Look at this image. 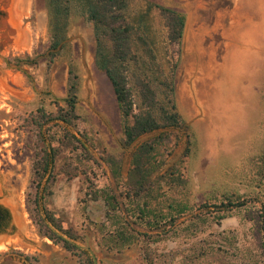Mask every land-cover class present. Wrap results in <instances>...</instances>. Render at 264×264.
<instances>
[{"label":"rangeland","instance_id":"rangeland-1","mask_svg":"<svg viewBox=\"0 0 264 264\" xmlns=\"http://www.w3.org/2000/svg\"><path fill=\"white\" fill-rule=\"evenodd\" d=\"M147 2L186 18L178 45L169 42L157 9L146 21L168 77L178 63L174 100L189 129L164 127L125 147L113 87L95 65L92 23L72 20L67 45L51 63L44 0H0V204L10 210L14 227L0 235V257L7 256L3 264H22L9 254L31 264L78 263L77 255L40 233L34 212L46 176L37 189L40 131L32 116L41 109L57 111L55 100L66 95L71 66L79 75L81 116L73 127L87 150L74 152L67 140L52 144L58 150L54 177L41 196L46 216L48 211L63 229L72 230L98 264H264V0H135L130 19L144 13ZM28 57L34 63L12 61ZM156 92L170 109L165 89ZM55 123L62 127L50 122L42 128L45 142L50 143L49 134L61 138L63 128L73 134ZM161 135L169 137L161 150L164 162L146 191L135 200L118 198L126 208L121 214L96 200L99 190H124L117 189L107 159L119 162L126 182L138 147ZM238 200L246 205L217 212V206ZM143 205L151 210L144 221L138 219ZM122 215L146 236L121 251L108 249L116 245L102 240L99 229L113 232Z\"/></svg>","mask_w":264,"mask_h":264},{"label":"trees","instance_id":"trees-1","mask_svg":"<svg viewBox=\"0 0 264 264\" xmlns=\"http://www.w3.org/2000/svg\"><path fill=\"white\" fill-rule=\"evenodd\" d=\"M132 1L135 0H44L48 14L49 48L47 56L51 63L55 61L56 57L61 54L67 45L68 32L72 20L83 18L92 23L95 39V65L106 74L113 87L124 121L123 145L125 147L133 145L141 136L164 127L189 129V126L178 113L174 100V75L178 63L176 62L173 65L172 74L168 77L161 67L153 44L147 35L149 26L146 21L151 10L157 9L165 20L169 42L178 45L183 37L186 22L185 15L180 11L147 2L145 12L140 13L137 18L130 19L128 11ZM12 61L16 65L22 63V61L34 63V60L30 57L25 60L16 58ZM132 87L139 97L138 108ZM157 87L165 89L170 109L158 100ZM78 95L79 75L74 66H71L66 95L61 99L55 100L56 106H58L57 111L48 114L41 109L32 116L33 124L40 131V150L34 164L37 189L49 171L51 158L53 157V161L56 159L58 150L52 146L54 142L58 141L60 144H65L64 140H67L70 141L74 152H78L81 148L87 150L81 140L63 128L64 134L61 138H56L55 134H49L52 146L51 156L41 133L42 128L50 122H54L52 126L62 127L55 123L62 121L65 124L76 127V122L81 117L78 113ZM167 139H169L168 136L161 135L154 140L142 143L138 147L133 156L132 167L126 182L123 181L119 162L112 157L108 158L107 163L116 182V187L124 190L120 194H116L111 189L99 190V192H94L97 193L96 200L100 198L112 211L118 214L124 213L126 208L122 206L123 203H120L118 198L123 197V200L124 198L135 200V198H139L146 191L152 175L158 171L164 162L161 150L165 147ZM190 147L191 141L189 140V145L185 152L186 156L191 151ZM53 177L54 175L51 174L49 182ZM37 198L36 196L34 200V212H36L40 224V233L77 255V264H93L92 259L85 251H81L62 240L49 229L40 215ZM245 205L246 202L243 200L230 201L217 206V212L226 213L231 211L232 208H241ZM138 212L142 216L138 219L142 221L148 219L151 214L148 205L141 206ZM46 213L49 220L57 228L71 238L79 239L72 230H65L56 223L48 211ZM0 219L4 220L5 222H3L6 225H8V220L12 219L10 210L1 204ZM175 219L172 217L170 221L174 222ZM121 220L122 222H119ZM116 221L119 225L113 232L99 229L103 235L102 240L117 246L108 249L116 248L121 251L139 240L140 236H146V234L136 230L129 221L124 220L123 215L116 218ZM262 221L264 222V215L262 216ZM158 223V227L163 224L162 220ZM94 224L97 225L96 222ZM97 226L104 227L105 225L100 224ZM147 261L149 260L147 259ZM148 264H152V262L149 261Z\"/></svg>","mask_w":264,"mask_h":264},{"label":"water","instance_id":"water-1","mask_svg":"<svg viewBox=\"0 0 264 264\" xmlns=\"http://www.w3.org/2000/svg\"><path fill=\"white\" fill-rule=\"evenodd\" d=\"M59 123L61 124H64L65 126H67L69 128V130L71 132H73V134H75L80 140H82V137L81 135L75 131L74 127L72 125H68V124H65L64 122L62 121H59ZM46 144H47V147H48V151L49 153L51 154L52 156V148H51V145L48 141H46ZM52 168H53V157L51 158V164H50V168H49V171L46 175V178L45 180L42 182L41 184V187H40V190H39V198H38V206H39V210H40V213H41V216L45 222V224L49 227V229L55 233L58 237H60L62 240L70 243L71 245L77 247L79 250L81 251H85L88 256L92 259L93 261V264H98V260H97V257L94 253V251L88 247L87 245L83 244L82 242L78 241V240H75L73 238H71L69 235H67L66 233H64L62 230H60L59 228H57L46 216L45 212H44V209H43V206H42V199H41V196H42V192H43V189L52 173ZM11 229H8V232H10ZM11 255L13 258H15L17 261L21 262L22 264H31L30 261L20 255V254H9ZM7 256H3V257H0V264H3L5 262V259H6Z\"/></svg>","mask_w":264,"mask_h":264},{"label":"flooded vegetation","instance_id":"flooded-vegetation-1","mask_svg":"<svg viewBox=\"0 0 264 264\" xmlns=\"http://www.w3.org/2000/svg\"><path fill=\"white\" fill-rule=\"evenodd\" d=\"M11 217H12V214H11ZM11 220L12 219H9L8 220V225H6V224H4L5 221L2 220V219H0V235H2L4 233H7L8 232V229H13V227L11 225Z\"/></svg>","mask_w":264,"mask_h":264},{"label":"bare ground","instance_id":"bare-ground-1","mask_svg":"<svg viewBox=\"0 0 264 264\" xmlns=\"http://www.w3.org/2000/svg\"><path fill=\"white\" fill-rule=\"evenodd\" d=\"M4 247H5V246H4ZM2 248H3V246L0 247V249H2Z\"/></svg>","mask_w":264,"mask_h":264}]
</instances>
